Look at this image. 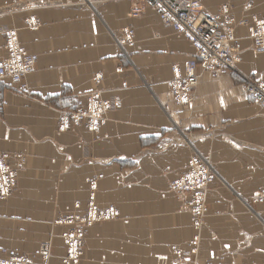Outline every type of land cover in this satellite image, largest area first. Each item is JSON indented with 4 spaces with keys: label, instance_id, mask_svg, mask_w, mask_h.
Instances as JSON below:
<instances>
[{
    "label": "crops",
    "instance_id": "obj_1",
    "mask_svg": "<svg viewBox=\"0 0 264 264\" xmlns=\"http://www.w3.org/2000/svg\"><path fill=\"white\" fill-rule=\"evenodd\" d=\"M223 4L248 23L234 27V68L204 73L191 103L176 106L171 66L194 49L145 0H0V59L11 29L37 55L27 93L0 79V152L25 158L0 199V257L6 249L38 261L51 239L48 264H264V112L242 88L264 82V53H253L249 31L264 19V0H203L202 9L213 15ZM133 7L142 13L132 16ZM31 18L37 29L24 27ZM93 91L120 101L100 132L83 123L60 131L56 110L85 107ZM196 153L216 174L198 230L190 196L167 187ZM98 175L93 203L119 216L86 227L82 255L66 262L62 236L86 217L88 180Z\"/></svg>",
    "mask_w": 264,
    "mask_h": 264
},
{
    "label": "built area",
    "instance_id": "obj_2",
    "mask_svg": "<svg viewBox=\"0 0 264 264\" xmlns=\"http://www.w3.org/2000/svg\"><path fill=\"white\" fill-rule=\"evenodd\" d=\"M113 1V0H109ZM203 0H145V5L154 9L159 20L170 27L175 33L184 37L193 47L194 56L179 66H171L172 77L166 82L168 86L171 101L176 106H186L191 103L193 91L199 78L208 73L213 76L222 71L232 70L237 57L233 50V42L236 40L234 32L235 25H247V21H235L230 17V8L227 4L221 5L215 14L207 15L202 9ZM143 7H133L131 13L133 16L140 15ZM254 25L249 27L252 38V51L255 54L264 53V19L254 18ZM40 26L39 21L34 18L28 19L25 23L27 29H37ZM17 30L11 29L4 32L5 36V55L0 59V79H7L17 84L18 92L27 93L28 84L26 77L31 73L37 62V55L28 52L17 38ZM122 39L126 43L133 45V30L123 29ZM102 74L94 75V81H99ZM248 97L254 104L264 111V82H255L246 80L242 84ZM120 101L117 99H105L100 91H93L87 96V105L85 107H76L73 109H57L58 129L67 130L72 126L85 123L90 131L98 133L106 120V115L110 111L117 109ZM264 122V113H263ZM10 157L13 159L10 162ZM25 163V158L20 154L7 155L0 152V199H7L16 186L17 177L20 169ZM198 173L213 175L211 169L206 165L199 166ZM192 172L183 173L189 176ZM101 175L89 179L90 202L89 212L85 221L72 232L64 236L69 254L66 262L75 261L82 251L81 237L82 228L106 219L112 208L98 209L94 203V192L97 187V181ZM210 177H207L209 180ZM180 180L174 179V187L178 186ZM190 190V189H189ZM185 191H188L186 189ZM200 194V193H195ZM203 203V202H202ZM194 216L195 225L201 221L199 212L191 210ZM50 245L48 242L42 245L39 250L42 263H45L50 256ZM6 254L5 250H2ZM0 264H33L31 259L25 255H7L0 258Z\"/></svg>",
    "mask_w": 264,
    "mask_h": 264
},
{
    "label": "bare ground",
    "instance_id": "obj_3",
    "mask_svg": "<svg viewBox=\"0 0 264 264\" xmlns=\"http://www.w3.org/2000/svg\"><path fill=\"white\" fill-rule=\"evenodd\" d=\"M242 88H243V86H242ZM243 90H244V88H243ZM245 93H246V91H245ZM262 121H263V118H262ZM263 124H264V122H263ZM201 165H206L208 168H210L211 173L213 175L211 176L210 174H206L205 178H204L202 173H198V171L200 170L199 166H201ZM192 171H193V173H191L189 176H185L187 173L192 172ZM183 173L185 175H183L182 177H178ZM178 176L175 179L180 180V182L178 183V186H183V188L180 189L179 187H174L175 184L172 183V181L174 179L170 182L171 188L173 189V191L177 192L178 194L191 196V198L189 200L190 202L188 203V205H186V207L190 210H193L194 212H199V214L201 215L204 212V210H206V208H207L206 207V198H207L209 186L214 182V180L216 178V174H215L214 169L211 167L210 160L208 159V157H203L200 154L196 153L191 157V159L188 163L187 169L184 172L180 173ZM207 177H210V179L207 180ZM186 189H188V191H185ZM195 193H200V194L195 195ZM3 200H5V199H3ZM88 212H89V209H88L87 213ZM112 216H113V209L110 211V213L108 214L106 219H109ZM101 220H103V219H101ZM193 223L195 224L194 216H193ZM65 235H67V234H65ZM65 235L62 236L63 239H64ZM81 240H82V237H81ZM64 241H65V239H64ZM46 242L49 243L50 248H51V241L47 240V241L43 242L42 244H40L39 250L41 249L42 245H44V243H46ZM68 249H69V246H67V255L64 258V260H66L68 257V254H69ZM2 250H5L6 254L10 255V253H8V251L6 249H2ZM50 251H51V249H50ZM6 254H3V256L0 258L1 259L5 258ZM38 254H39V251H38ZM12 255H16V254H12ZM25 256H27V255H25ZM27 257L29 259H31L33 264H47L50 257H51V253H50V256L48 257V259L45 263H42L43 261L41 260V255H39V261H35L32 257H29V256H27Z\"/></svg>",
    "mask_w": 264,
    "mask_h": 264
},
{
    "label": "rangeland",
    "instance_id": "obj_4",
    "mask_svg": "<svg viewBox=\"0 0 264 264\" xmlns=\"http://www.w3.org/2000/svg\"><path fill=\"white\" fill-rule=\"evenodd\" d=\"M131 15H132V13H131ZM133 16V15H132ZM138 16V15H137ZM24 27H25V25H24ZM5 45V44H4ZM35 69V68H34ZM126 86L125 85H123V87L122 88H125ZM107 120H108V115H106V121H105V123L107 122ZM105 123L103 124V125H105ZM84 125H85V123H83ZM86 126V125H85ZM72 127H74V126H72ZM71 127V128H72ZM87 129H88V127H86ZM101 129V128H100ZM61 131H64V130H61ZM91 132H93V131H91ZM99 132H100V130H99ZM98 132V133H99ZM93 133H95V132H93ZM97 134V133H96ZM194 155V154H193ZM192 155V156H193ZM191 156V157H192ZM191 157L189 158V160H188V163H189V161H190V159H191ZM204 157V156H203ZM211 164V163H210ZM187 166H188V164H187ZM187 166H186V169H187ZM211 167H212V165H211ZM213 168V167H212ZM185 169V170H186ZM184 170V171H185ZM184 171H182V172H184ZM181 172V173H182ZM180 174V173H179ZM178 174V175H179ZM177 175V176H178ZM176 176V177H177ZM176 177H174L173 179H175ZM91 179V178H90ZM173 179H171L169 182H168V184H167V187H168V189H169V191H171V192H173V193H176V194H178L177 192H175V191H173V189L171 188V186H170V182L173 180ZM89 181V180H88ZM88 184H89V182H88ZM94 194H95V192H94ZM178 195H181V194H178ZM10 197V196H9ZM8 197V198H9ZM89 198H90V196H89ZM190 198H191V196H190ZM3 200V199H2ZM6 200V199H5ZM190 200V199H189ZM186 201L185 202V208H186V211H188L189 213H190V215H191V219H192V225H193V227H194V229H199L202 225H203V222H204V219H205V217H206V213H207V208H206V210H204V212L201 214V221H200V223L198 224V225H195L194 223H193V214H192V212H191V210L190 209H188L187 207H186V205H188V203L190 202V201ZM95 205V204H94ZM96 206V205H95ZM112 208L113 209V216L111 217V218H109V219H103V220H99V221H95V222H93V223H90L89 225H87V226H85V227H83L82 228V232H83V235H82V240H81V242H82V251H81V254L78 256V258L75 260V261H69V262H72V263H75V262H77L78 261V259L80 258V256L82 255V253H83V247H84V230H85V228L86 227H88V226H90V225H92V224H94V223H97V222H102V221H107V220H112V219H115V218H117L119 215H118V212H117V210L113 207V206H109V207H107V208ZM206 207H207V203H206ZM88 209H89V207H88ZM105 209V208H104ZM85 220V218L83 219V220H81V222L79 223V225H81L82 224V221H84ZM79 227V226H78ZM71 232V231H70ZM69 233V232H68ZM67 233V234H68ZM49 240V239H48ZM51 240V239H50ZM63 241H64V239H63ZM65 242V241H64ZM43 243V242H42ZM41 243V244H42ZM66 245H67V243H65ZM51 248H52V243H51ZM23 255H26V254H23ZM66 255H67V253H66ZM28 256V255H27ZM51 256H52V249H51ZM30 257V256H29ZM66 257V256H65ZM51 258V257H50ZM36 261V260H35ZM39 261V260H38ZM48 264V263H47Z\"/></svg>",
    "mask_w": 264,
    "mask_h": 264
}]
</instances>
